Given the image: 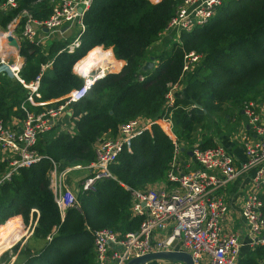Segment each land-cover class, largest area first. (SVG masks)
Returning <instances> with one entry per match:
<instances>
[{
  "label": "trees",
  "instance_id": "obj_1",
  "mask_svg": "<svg viewBox=\"0 0 264 264\" xmlns=\"http://www.w3.org/2000/svg\"><path fill=\"white\" fill-rule=\"evenodd\" d=\"M4 1L0 0V6ZM14 1V6L0 8V28L19 16L13 32L17 36L25 18L23 11L34 20L51 12L49 0ZM181 1L90 0L81 16L78 44L71 51L64 46L72 37L50 40L44 49L19 40L18 54L23 57L19 77L29 83L38 76V95L31 94L34 101L59 98L78 86L82 78L71 70L72 64L89 61L85 56L96 46L110 47L123 64L118 71L105 72L94 80L81 99L69 104L74 133L53 127L39 133L34 145L38 160L18 168L0 183V229L11 218L20 219L19 214L24 222L29 216L34 222L12 264H95L91 231L109 228L122 235L137 228L140 217L131 212L125 186L145 189L156 182L167 184L172 142L156 123L138 131L109 164L113 177L96 179L88 189L75 184L77 206L66 208L62 215L48 187L49 158L58 169L84 166L94 160L93 143L102 134L113 135L118 124L131 118L163 115H169L172 132L185 155L194 142L200 148L216 144L207 129L197 131L210 125L213 117L223 113L230 130L235 125L231 119L239 118L246 100L264 101V0H221L203 24L180 31L179 41L157 51L151 57L152 66L142 69L150 59L148 46ZM188 51L201 57L179 78L183 54ZM176 81L183 82V90L166 106L164 94ZM27 94L28 89L17 79L0 73V119L23 117L20 105L40 111L42 106L29 103ZM59 101L46 104L54 106ZM258 195L264 212V188ZM19 229L22 233V225ZM263 259L264 246H256L240 255L237 264H260Z\"/></svg>",
  "mask_w": 264,
  "mask_h": 264
},
{
  "label": "built area",
  "instance_id": "obj_2",
  "mask_svg": "<svg viewBox=\"0 0 264 264\" xmlns=\"http://www.w3.org/2000/svg\"><path fill=\"white\" fill-rule=\"evenodd\" d=\"M220 1L182 0L162 32L173 33L178 38L180 31H189L211 17ZM50 2L51 12L42 20H34L23 11L25 18L19 38L39 43L36 40L39 30L59 35L71 25H79L80 30L83 28L81 16L90 0ZM14 4V0H5L0 8ZM13 21L15 17L6 24L4 30L0 29V73L14 77L28 89L26 99L29 103L43 106L48 101L36 102L31 96L32 93L38 95V76L29 83H23L18 75L21 60L18 57L9 60L6 54L13 50L6 40L8 28ZM77 44L78 38L75 36L64 48L71 51ZM200 57V54L193 51L185 52L179 78L191 71ZM103 74L104 70L102 72L99 66H93L86 73L80 72L82 81L78 86L54 99H60L56 105L43 106L38 112L20 105L24 110L23 117L0 119V183L9 179L18 168L38 160L40 154L34 146L38 134L49 130L60 118L69 116V104L81 99L93 81ZM138 78L142 79V76ZM180 83L183 82L172 83L164 94L166 106L172 104V90ZM263 103L259 100H246L242 104L244 122L241 126L247 125V129L238 137L242 158L237 163L233 154L220 143L200 148L194 142L187 148L190 151L189 158H184L181 154L183 149L172 132L169 115L153 119H128L118 124L114 135L101 140L95 147L94 160L82 166L88 172L79 181L81 189L90 188L96 179L113 177L108 166L115 160L121 146H128L130 138L142 129H149L151 123H156L170 138L172 156L165 173L166 185L155 184L145 189L125 186L131 197V212L140 217L137 228L122 235L109 228L91 231L95 264H124L133 256L159 250L186 251L193 264H237L241 239L237 231L225 226L228 206L224 197L215 191L233 182L242 173H249L250 185L243 192L240 204L245 244L249 249L264 246V212L258 195L264 188ZM70 120L73 122L72 118ZM59 129L74 133L73 126L65 123ZM49 160L51 166L46 172L48 187L62 215L66 208L77 206L75 193L68 181V171L73 166L58 169L56 163L51 158ZM142 264L149 263L147 261Z\"/></svg>",
  "mask_w": 264,
  "mask_h": 264
},
{
  "label": "crops",
  "instance_id": "obj_3",
  "mask_svg": "<svg viewBox=\"0 0 264 264\" xmlns=\"http://www.w3.org/2000/svg\"><path fill=\"white\" fill-rule=\"evenodd\" d=\"M152 1V0H150ZM80 30V26L79 25H71L70 27H68L66 30H64L61 34L57 35V34H49L47 33V31H44V30H39L38 31V34L36 35V40L39 41V44L41 49H44L45 46L49 43L50 40H55V39H65V38H69V37H72L70 39L69 42H71L73 40V38L75 36H77L78 34V31ZM15 35V34H14ZM16 36V35H15ZM21 38H19V36H16V40L18 41V44H19V40ZM171 41H178V38H176L174 36L173 33H170V32H161L157 39L152 42L150 44V46H148L147 50H146V54L148 55V57L150 58L151 60V57L152 55H154L157 51H159L160 49L164 48L165 46H167ZM67 42V43H69ZM35 43V42H34ZM66 43V44H67ZM96 46V45H94ZM19 48V47H18ZM108 49L110 50V53H111V56L112 58H114L115 60H118L120 61V65H119V62L115 61L114 59H111L107 65L105 66V68H109L107 69L108 71L111 69V71H118L121 67V65L123 64V61L121 59H117L115 58L113 55H112V52H111V48L108 47ZM11 53L9 55V58L10 59H13L15 57H18L19 60H21V63L23 61V57L21 55L18 54V50L15 51L14 48L13 50H10ZM101 51V52H106L107 49L106 48H103L101 45H99L98 47L96 46L95 48H93L92 50H90L87 55L85 57H88L89 56L92 58V61L91 59L86 60V61H83L81 64L84 65L86 62L87 63H93V64H96V56H98V52ZM83 57V59L85 58ZM149 60V59H147ZM146 61V60H145ZM152 61V60H151ZM75 63V62H74ZM73 63V64H74ZM154 63V61H152V64ZM73 64H72V67H71V70L76 73L77 75L80 76V72H78V69H76V66L73 67ZM47 65V64H46ZM46 65H43L46 66ZM118 67L117 69H114ZM89 67H86V70H88ZM114 69V70H113ZM85 70V71H86ZM104 68L101 69V71L103 72ZM81 72H85L83 71L82 69L79 70ZM183 90V85L182 83L178 84L175 86V88L172 90V93L173 95L176 94V92H181ZM54 99L56 98H53V99H50V100H46L48 101L47 103L51 102V101H55ZM46 101H40V102H46ZM36 102H39V101H36ZM260 102H263V101H260ZM42 106V105H41ZM43 106H47V104L45 103ZM42 106V107H43ZM49 106V105H48ZM263 106H264V103H263ZM70 112H71V109H70ZM263 112H264V108H263ZM69 115V114H68ZM71 115V114H70ZM69 115V116H70ZM69 116L67 117H64L63 119H59L57 121L56 124H54L52 127L56 130H61L59 129L60 127L64 126V123L65 125L67 126H73L74 128V125H73V122L72 120H70ZM10 118H21V117H17V116H10L9 118L7 119H10ZM15 121H17V119H15ZM232 122H235L236 125H238V123H241L243 124L244 122V116L241 115L239 116L238 119H234L232 118L231 119ZM51 127V128H52ZM50 128V129H51ZM247 129V125H244V126H241V130L234 134H231L230 135V132L227 133L228 136L226 137V134H223L222 136L219 135L217 137H213V139L216 140V143H220L221 145L224 146V148L229 151L231 154H233L234 158H235V163H237L239 161V159L242 158V154H241V145H240V139L238 138L243 132L244 130ZM222 130V129H221ZM64 131V130H63ZM225 133V132H224ZM115 134V133H114ZM113 134V135H114ZM236 134V135H235ZM112 135H110L109 133H104L102 134L100 137H98L96 139V141L93 143V146L94 148L97 146V144L105 139V138H108ZM231 136V137H230ZM198 139V137H197ZM187 151V150H186ZM182 154V153H181ZM190 154L188 152L185 153L184 155V158H189ZM77 164H74V165H66L65 167H68V166H73V168H71L68 173L71 171V173L69 174H74V171L75 170H78V169H84V175L83 176H86L87 175V172L88 170L83 168L82 165H79L78 167H74L76 166ZM69 174H68V177H69ZM82 176V177H83ZM82 177H79L78 180L76 181V183L74 182V180H68L69 183H70V187L71 189L75 192V184H79V181L80 179H82ZM70 178V177H69ZM155 185V184H153ZM249 173H242L238 176V178L236 180H234L233 182L231 183H227L223 188H220L218 189L217 191H215L216 193H219L221 194L226 203H227V206H228V213H227V217L224 221V224L225 226L228 228V229H233L235 231L238 232L239 234V237L241 239V245L239 246V256L244 254L246 251L249 250V248L247 247V245L245 244V240H246V236H245V229H244V225H243V222H242V219L240 217V204H241V197H242V194L243 192L249 188ZM36 214H37V210H35ZM15 221V227L17 226V221H18V218L17 217H14V218H11L9 221ZM8 221V222H9ZM34 224V222L32 223V225ZM32 225H31V228H32ZM149 264H184L182 261H178V260H174V259H167V258H158V259H152L150 261H148ZM260 264H264V259L260 262Z\"/></svg>",
  "mask_w": 264,
  "mask_h": 264
},
{
  "label": "rangeland",
  "instance_id": "obj_4",
  "mask_svg": "<svg viewBox=\"0 0 264 264\" xmlns=\"http://www.w3.org/2000/svg\"><path fill=\"white\" fill-rule=\"evenodd\" d=\"M154 1H157V0H152V2H154ZM0 29L4 30V28H0ZM98 54L99 55L95 57L97 59L96 60L97 62H96V64H94V66H99L101 69L104 68V71L105 72H108L107 69H109V68L108 67L105 68V66L107 65V63L111 59H114L111 56L110 50L107 49L106 52L99 51ZM8 59L10 60V58H8ZM89 59H91V61H92V58L90 56H89ZM115 61H117V60H115ZM81 62H82V60L78 63V66L82 65ZM76 69H77V67H76ZM109 72H114V71H111V69H110ZM248 100H254V99H248ZM255 100H257V98ZM222 114H219L218 117H213L210 125L205 126V127L204 126L199 127L197 131H202L203 130L202 131V133H203L205 131L204 130V128H205V129H207L208 133L211 136L217 137L219 135V133L222 136L223 134H227V133L230 132V135H231V134H234V133L238 132V130L239 131L241 130V123H238V125L235 124L234 125V128H232L230 130H227L228 128H231V125L224 124L225 123V120L222 118ZM84 171H85L84 169H78V170H75L74 171V174L73 173L72 174H69V173H71V171H70L68 173L69 174V177H70L69 180L70 179L71 180H74V182L76 183V181L78 180V178L79 177H82L84 175ZM155 184H166V183L156 182ZM19 218L20 219H18V221H17V226L14 228L13 232L11 233L12 235L10 236L9 240L8 239L7 240L5 239V241L3 240L4 242H2V244L0 245L1 246L0 247V264H12L11 262L13 261L15 255H18L17 252L19 251V248H22V246L24 245V243H26L25 242L26 237L31 232V225L33 223V220L31 219V217L29 216V218H28V220L26 222L23 221V219H22V217H21L20 214H19ZM20 225H22V228H23L22 229V233H20V229H19L20 228ZM5 226H6V224H5ZM2 229H4V227ZM15 244H17V247L15 249H12V246H14Z\"/></svg>",
  "mask_w": 264,
  "mask_h": 264
},
{
  "label": "water",
  "instance_id": "obj_5",
  "mask_svg": "<svg viewBox=\"0 0 264 264\" xmlns=\"http://www.w3.org/2000/svg\"><path fill=\"white\" fill-rule=\"evenodd\" d=\"M24 16L25 14L23 13L22 17ZM18 21H19V16L15 19L14 23L8 28L9 33L6 36L7 44L12 46L15 51L18 50L19 44L12 33L14 32V29ZM10 53H11L10 50L6 52L8 56L10 55ZM151 66H152V61L149 59L144 61V63L142 64V69L146 70L149 69ZM186 152L190 154V151L187 150ZM158 258L174 259V260L182 261L184 264H193L190 254L182 250H159V251L147 252L142 255L133 256L129 258L124 264H142L144 262Z\"/></svg>",
  "mask_w": 264,
  "mask_h": 264
},
{
  "label": "bare ground",
  "instance_id": "obj_6",
  "mask_svg": "<svg viewBox=\"0 0 264 264\" xmlns=\"http://www.w3.org/2000/svg\"><path fill=\"white\" fill-rule=\"evenodd\" d=\"M79 62V61H78ZM77 62V63H78ZM99 62V61H98ZM76 63V64H77ZM75 64V65H76ZM94 66V64L93 63H85L84 65H80V66H77V69H78V71L79 70H83V71H85L86 70V67H89L88 69H90V68H92ZM75 67V66H74ZM88 70H86L85 72H83V73H86ZM81 72V71H80ZM14 228H15V221L13 220V221H9V222H7L6 223V226H5V228L4 229H0V245L2 244V242H4L5 241V239L7 240H9V238H10V236L12 235L11 233L13 232V230H14ZM4 240V241H3ZM7 242V241H6ZM6 244V243H5ZM1 247V246H0Z\"/></svg>",
  "mask_w": 264,
  "mask_h": 264
}]
</instances>
